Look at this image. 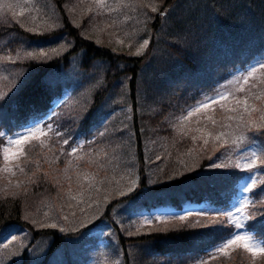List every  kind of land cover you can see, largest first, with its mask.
<instances>
[{"label":"trees","instance_id":"trees-1","mask_svg":"<svg viewBox=\"0 0 264 264\" xmlns=\"http://www.w3.org/2000/svg\"><path fill=\"white\" fill-rule=\"evenodd\" d=\"M14 1L6 0L3 7L17 11ZM1 16V37L17 30L25 39L19 36L11 44H2L10 40L6 37L0 40V52L10 62L7 71L22 75L7 96V79L0 80V106L8 109L11 120L5 123L0 117V141L30 123H43L45 130L23 140L14 157L27 166L37 161L27 168L28 183L23 175L18 179L0 170L10 181L20 180L16 188L26 184L29 191L0 190V234L13 225L48 234L49 244L61 246L38 254L44 264H57L61 257L64 264H80L81 251L90 244L96 245L93 260L99 264L103 257L114 264H223L227 247L220 246L236 230L226 211L238 179L251 167L238 166L239 151L230 149V139L220 131L204 143L176 141L181 132L173 125L183 123L178 115L188 111L186 94L206 99L227 86L230 93L238 92V69L254 58L264 69V0H36L14 15ZM237 31H245L244 36L236 37ZM146 38L149 43L141 47ZM147 51L152 62L146 68ZM250 82L243 84L255 101L256 92L247 90ZM227 107L218 106L210 114L224 113ZM257 116L259 131L239 137L242 146L256 148L255 158L264 152V121ZM161 135L164 140L157 137ZM77 154L85 158L81 161ZM69 155L72 171L88 168L90 174L117 179L88 203L66 198L52 216L46 211L51 204L42 201L49 193L48 175L42 174L46 168L49 176L59 174ZM254 163L259 172L255 187L248 190L252 199L240 228L264 242V161ZM120 198L129 208L168 201L181 209L185 200L202 203L196 210L160 216L164 218L153 228L128 231L111 217L110 207ZM25 206L28 213L21 219L17 208ZM183 216L189 217L179 220ZM107 218L113 220L112 231L99 244L89 230L103 222L111 227ZM85 219L88 227L79 243L69 245L65 235L50 227L60 221L74 227ZM21 256L25 262L29 250ZM240 264L254 260L246 257Z\"/></svg>","mask_w":264,"mask_h":264},{"label":"rangeland","instance_id":"rangeland-1","mask_svg":"<svg viewBox=\"0 0 264 264\" xmlns=\"http://www.w3.org/2000/svg\"><path fill=\"white\" fill-rule=\"evenodd\" d=\"M15 2V7L18 8L17 11H19L21 9H25L26 7L33 6L36 0H15L14 3ZM4 3L6 5V0H0V17H3L1 15L9 13L11 15H14L17 12L16 10L7 11L5 6L3 7ZM25 3H27L26 6ZM2 31L3 30H0V32ZM244 32L245 31H237V33H235L236 37L244 36ZM246 33L252 34L248 30H246ZM19 36L21 35L17 30H15L14 32H7V35H5L4 37L0 36V40L2 38L4 39L5 37L10 40L3 43L0 41V44H11L13 43L12 40H16ZM21 37L25 39L23 36ZM145 40H147V38ZM16 51L19 52V49L17 48ZM147 54L148 51L145 55H143L146 58L143 66L146 68L152 62L150 61V58L146 56ZM257 55L263 54L258 53ZM6 56L7 55H4L3 52H0V80L3 77H6L7 79V96L8 93H11V91L17 89V87L15 86L18 84V81L22 77V75L20 73L7 71V67L10 62H8L7 59L5 60ZM258 63L259 58H254L250 63H246L243 68L237 70L236 77H234V79L237 80V84L234 86L238 85V92L235 91L234 93H230L232 89L227 86V88L216 90L209 95H206V99H202L203 95L202 97L199 96L198 98H194L191 95L190 98L189 94H186L185 97L187 101L185 104L188 106V111L181 116L178 115V118L180 119V121L183 120V123L181 125H173V128L175 130L181 132L178 136H176V141H179L178 138H181L182 140H184L185 138L186 140L191 142L200 140L202 143H204L205 141L208 142L214 139L216 132L220 131L223 134V137H227L228 139H230V149L234 151L236 149L239 151L238 155L235 154V160H238L237 163L239 167L246 168L249 165V161H251L252 166L250 169H248L249 171H247L242 177L238 179V187L235 191L236 193L230 199V204L226 211L228 217L232 219L235 224L238 223L240 225H242L241 223L246 216L245 206L247 202L252 199V194L251 192H248V190H250V188L252 187H255L254 180L259 172V169L256 167L254 162L259 165L264 161L263 151L259 154V156L255 158V156L258 154V152H256V148H254L252 145L242 146L240 143L241 139L239 138L241 136H247V134H250L252 132L259 131L261 123H255L254 117H256V115L260 117L259 118L257 116L258 120L262 119L264 121V69H260L259 67H257ZM250 79L251 82L249 83L247 90L250 89L251 93L256 92L257 95L256 97H254V100L257 103H255V101L251 99L250 95L246 94V90L243 84L244 81L247 82ZM242 80L244 81L241 83ZM159 88L160 87L155 89L153 92H158ZM221 95H223L225 98L221 99ZM205 103L207 104L206 107L204 106ZM218 106L228 107L227 110H224V113L223 111H219L214 115L210 114L213 109ZM197 108H199V110H197ZM7 110L8 109H4V107H0V117L9 120V111ZM189 113H191V115H189ZM251 114L252 116H250ZM167 126L172 127V125L169 124ZM44 130L45 125L43 123H30L20 131L7 135V140L5 143L0 141V170L4 172L6 176H18L19 179V176L23 175L22 179L26 183H28L26 175L27 168L32 167L33 164H37V161H32V163H30V166L25 165V161L21 157L18 161H15L14 157L15 155H18L20 153L21 148H19V146H16L15 143H10V141L14 139H21L22 137L20 134H25L27 136L36 132H38L39 134L41 132L42 134ZM157 137L159 138V140H164L165 138L164 135ZM6 148L8 150L7 160L5 159L4 151ZM246 150L248 151V153L246 152ZM64 153L68 154L70 153V151H64L63 155ZM253 153H255L254 157ZM77 155L80 156L79 154ZM80 157L81 161L85 158V156ZM240 161L242 165L240 164ZM74 165L75 164L73 163L72 157L71 155H69L67 163L63 165V169L60 167L58 171L59 174L55 173L56 176L54 177L49 176V174L46 173L47 168L45 167L46 169L42 175L43 178L45 175H48L49 182L47 192L49 193L45 194L44 200L42 199V201H47L48 204H51L48 205L46 211H48L52 216H56V214L58 213V209L61 207V201L65 202L66 198L70 201H73L75 204L85 202L88 203L90 201H93L94 198H99V196L104 195L103 191L109 188V186L117 179V176L114 177L106 175L104 177L103 174H99L98 172L96 174H90V170L88 168L80 173L74 172L70 169ZM18 179L14 178L10 181L7 177H4V175H0V190H6L8 193H22L23 191H26L25 194L29 195L28 187L26 184L23 185L22 190H19L18 187L16 188V186H18V183L20 182V180L17 181ZM40 185H33L32 189H35ZM125 200V198H120V200L114 203V205L111 206L110 209L112 210L114 215L111 217L118 220L120 225L123 224L124 229L128 231H132L133 228H136L137 231L141 230L140 228L145 225H149L150 228H153L154 226H157V223L161 219L164 218L160 216L175 211L186 212L196 210L197 208L201 207L202 203H195L189 200H185V203L182 205L183 207L181 209L176 208V206H172L168 201L161 204H153L148 207L142 204L129 208L128 201L126 202ZM125 202L126 209H123ZM45 205H47L46 202ZM123 211H125L126 213H130L128 214L129 217H118L119 213L121 214V212ZM16 213L21 219H23L24 216L28 213V209L26 206L25 208H17ZM198 216L199 215L194 216V218H197ZM183 217L184 219H186L189 216ZM184 219L180 218L179 220ZM107 220L110 222L111 227L103 222L98 226L91 227L89 230L90 232L98 236L97 242L99 244L101 242H104V236H106V234H111L113 220L110 218H107ZM65 223L66 222L60 221L56 224L57 227L52 229L58 232L61 237L65 235V239L69 245L70 241H76L77 243H79V239L83 235L82 231L88 227V221L86 219L81 220L78 226L74 227H64ZM42 226H44V224ZM239 228L232 233L238 232L242 236L250 235L252 236L254 241L262 242V240L252 232L250 233L244 228ZM0 235V264H44V262L40 258H38V254L44 252L47 248L52 247V245H58V247L61 246V244H59L58 242L49 244V241L47 239L48 234L39 232L38 230H36V228L30 231L29 228L22 225L21 228H18L16 225L9 226L8 228L4 229ZM228 238L226 240L227 243ZM232 238L234 239L235 237L233 236ZM90 243L91 241H86V243L84 244ZM5 245L7 246L5 247ZM89 246L90 249L81 251L83 253V259L80 260L79 263L84 264V260L86 259L89 264H99L93 260V254H96V245L93 246V244H90ZM261 246H264V243H261ZM25 248L29 250V257L27 258V260H25V262H20L22 257L21 253L25 250ZM102 257L103 255L101 256V258ZM246 257L254 260V264H264V254L254 255L252 252H249L243 247V242H240L237 245H228L227 248H225V253L222 256L223 264H240L242 261L244 262V259H246ZM104 259L105 258L103 257L102 264H114L113 259H105L106 261H104ZM57 261V264H64L65 259H62L61 257Z\"/></svg>","mask_w":264,"mask_h":264},{"label":"snow or ice","instance_id":"snow-or-ice-1","mask_svg":"<svg viewBox=\"0 0 264 264\" xmlns=\"http://www.w3.org/2000/svg\"><path fill=\"white\" fill-rule=\"evenodd\" d=\"M155 11V9H153ZM149 43L148 40H145L144 41V44L141 46V47H145L147 46V44ZM137 55L140 54L139 50L137 51L136 53ZM221 99H224L225 97L223 95L220 96ZM2 99V98H0ZM210 99H215V98H210ZM205 107L207 106V104L205 103L204 105ZM197 110H199V108H197ZM189 115H191V113H189ZM21 135V139H14L12 141H10V143H15V144H22L23 143V140H26L28 139V136L25 135V134H20ZM206 142V141H205ZM65 143H67V141H65ZM5 151V159L7 160L8 159V155H7V148L4 150ZM255 156V153H253V157ZM249 168L252 166V163L251 161H249ZM216 167H219V165H216ZM177 177H174V179H176ZM239 210V209H238ZM231 215V214H229ZM181 219H184V217H181ZM50 227H53L55 228L56 225H50ZM235 227L239 228L241 227L240 224H235ZM62 231V230H61ZM235 237L234 239L232 237ZM240 242H243V247L245 249H247L249 252H252L254 255H257V254H264V246H261V243H264V242H257V241H254L252 236L250 235H240L238 232L237 233H232L230 234L229 238H228V243L225 245V244H222L220 246V249L219 250H223V248L227 247L228 245H237L239 244ZM251 245V246H250ZM7 245H5L6 247Z\"/></svg>","mask_w":264,"mask_h":264}]
</instances>
